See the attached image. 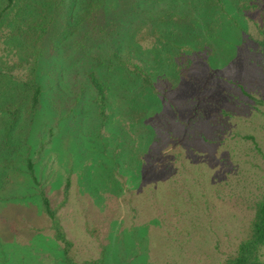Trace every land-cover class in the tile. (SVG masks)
I'll use <instances>...</instances> for the list:
<instances>
[{
  "label": "rangeland",
  "instance_id": "1",
  "mask_svg": "<svg viewBox=\"0 0 264 264\" xmlns=\"http://www.w3.org/2000/svg\"><path fill=\"white\" fill-rule=\"evenodd\" d=\"M65 1L39 43H25L17 25L0 41V264H65L41 193L58 209L77 263L223 264L248 238L264 195V0L241 16L224 0V31L186 44L194 48L187 68L177 60L189 52L179 35L198 19V4L107 0L94 25L77 27L82 0ZM170 18L178 28L159 33ZM31 54L43 94L28 116ZM157 56L163 81L143 92L132 63L151 70ZM91 73L107 87V120ZM16 107L10 127L6 110Z\"/></svg>",
  "mask_w": 264,
  "mask_h": 264
},
{
  "label": "trees",
  "instance_id": "2",
  "mask_svg": "<svg viewBox=\"0 0 264 264\" xmlns=\"http://www.w3.org/2000/svg\"><path fill=\"white\" fill-rule=\"evenodd\" d=\"M106 1L107 0H82L77 17L75 15L72 17L74 18L77 27L83 26L84 24L94 25V21L98 16L97 14L99 13L100 9L103 8ZM229 1L231 2L233 10L240 16L243 15V12L246 10H252L256 8V6L253 5L255 0ZM37 2L40 4L37 5ZM173 2H177V0H174ZM189 2H191V4L199 5L196 7L198 8L197 10L194 9L192 16L194 18L198 17V19H196L194 24L186 25L183 35H179L181 36L180 39L183 46H185L184 49H180V51L184 50L189 52L176 53L178 64L184 62L186 68L190 67L192 63V50H194V48L189 47L186 44H192L194 42V44H198V42L202 41L203 39L207 41H213L215 38L220 36L221 31H224L222 30V22L220 21L222 18L219 15L221 6L225 5L224 0H189ZM4 3L5 5L0 12V41L4 38L3 35L5 29H14L15 27L13 28L12 26L17 25L15 34L19 36L25 43H39L48 33L57 15L63 12L66 6L65 0H4ZM156 6L157 5H155L153 9H156ZM47 8H50V10L48 11ZM144 14H146V12H144ZM136 15L141 16L143 13L142 11H136ZM166 18L167 17H162V20H166ZM174 21L175 20L173 18H170L169 21L158 24L157 29L160 30L158 32L166 33V28L168 30H170V28L173 29V27L174 29H177L178 27L175 25L176 22ZM213 24H216L217 27L215 28ZM99 28L100 26L96 27V30ZM188 29H191V31H188ZM74 33H76L75 27L71 28L69 34ZM261 33L264 36V13ZM125 43L126 42L123 37L118 35V39L116 40L118 50L116 54L117 56L115 57L117 58V61H119L118 65L121 64L119 69L126 71L128 70V64L125 63L123 59L127 58L122 59V56L125 54ZM156 58L158 66H152L151 70L148 69V66L144 67L138 63H132V67L134 68L132 74L139 77L140 80L143 81V83L140 85L141 91L143 92H146L148 88L155 91V85L158 84L157 81H163L161 76L165 72L160 68V66H164L165 59L163 57L160 59L159 56ZM141 61L143 64H145V61L142 59ZM39 63V57L34 54H31V56L28 57L26 61L24 87H27L30 90L29 96H31L30 105L27 110L28 116H32L36 113L42 99L43 90L41 85L37 82ZM173 64L176 65L177 63ZM89 79L96 93L95 104L98 109L99 116L104 120H107L109 109L107 87L94 73L89 75ZM6 113L8 114L9 118L7 122L10 123V127H14L18 122L20 109L16 107L11 110H6ZM69 186L70 183L68 181L66 184V190H68ZM40 196L43 212L49 219L55 239L62 245V253L64 258L63 262L65 264H106L103 258L93 261L87 260L81 263L75 262V259L72 256L74 243L67 236L65 228L62 225V219L58 209L53 207L51 200L45 193H41ZM256 208L257 209L251 224L248 238L239 244L235 254L230 256L223 264H264L260 258L261 249L264 248V195L257 203Z\"/></svg>",
  "mask_w": 264,
  "mask_h": 264
}]
</instances>
